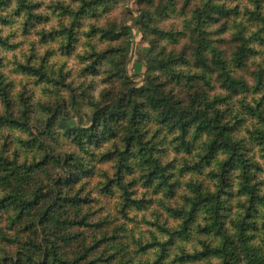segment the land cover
Masks as SVG:
<instances>
[{"label":"clouds","instance_id":"obj_1","mask_svg":"<svg viewBox=\"0 0 264 264\" xmlns=\"http://www.w3.org/2000/svg\"><path fill=\"white\" fill-rule=\"evenodd\" d=\"M37 2L0 4V20L9 21L0 24V39L15 33L8 43L20 45L15 51L0 49L5 57L0 65V264L6 256L11 257L7 264H264V205L257 204L259 215L244 221L247 198H238L232 225L219 234L214 228L198 234L191 227L177 234L182 225L172 214L180 212L183 219L189 204L209 193L208 177L227 153H210L215 134L192 118L204 110L203 100L177 107L154 93L129 94L131 81L142 86L147 59L154 55L136 39L148 23L143 6L137 0H42L40 9L30 11L28 5ZM206 2L190 5L183 17L189 28L195 25L194 8ZM85 5L86 15L81 14ZM236 5L232 34L242 37L240 43L254 35L264 38V0H232L227 7ZM37 14L50 19L23 35L25 21ZM70 36L75 40L69 51ZM248 47L259 52L251 67L261 78L247 81L233 114L245 121L240 135L264 147V44L256 40ZM141 104L150 119L137 123ZM120 105H126L127 115L114 123L111 113ZM183 110L188 115L179 119ZM93 131L94 142L88 143ZM69 174L78 179L67 182ZM176 183L178 195L170 199L168 185ZM130 200L152 204L141 211ZM85 212L100 226L81 232L64 223ZM241 222L247 227L241 229Z\"/></svg>","mask_w":264,"mask_h":264},{"label":"trees","instance_id":"obj_2","mask_svg":"<svg viewBox=\"0 0 264 264\" xmlns=\"http://www.w3.org/2000/svg\"><path fill=\"white\" fill-rule=\"evenodd\" d=\"M96 2L98 0H93V3ZM181 2L182 6L177 10V5ZM193 2L194 0H137V3L143 6L142 16L148 17V23L142 25V31L149 44L148 51L154 55H150L147 59L142 86L137 88L135 82L131 81L132 87L129 89V94L133 96L150 92V94L170 98L169 103L177 107L189 102L199 105L203 100L204 110L192 118L197 120L205 130H211L215 134L216 138L210 145V153L214 154L217 151L227 153V158L220 167L208 177L212 182L209 193L194 199L189 204L183 219L180 212L172 214L173 218L180 220L182 225V233H177L178 235L188 233L189 227L198 234L206 235L210 228H214L219 234L226 224L232 225L233 221L230 217L240 206L237 203L238 198L241 200L247 198L248 201L244 221L252 220L259 215L260 209L256 207L257 204L264 205V195H260L264 192V156L260 155L264 152V147L251 138L240 135L245 121L242 117L238 119L233 114L235 111L233 102L240 95V90L247 88V81L253 75L258 81L261 78V73L251 67L259 56V52L248 45L256 40L264 44V38L254 35L240 43L242 37L232 34L233 15L238 16L239 9V5L235 8L227 7L232 0H222L221 3L207 0L203 8L196 6L193 10L195 25L189 28V23L183 17L187 16ZM9 3L10 0H0L3 6ZM28 7L30 11L40 9L42 0ZM87 7L89 6L85 5L81 9V14H87L85 11ZM49 19L46 15L40 14L29 16L24 24L23 35L29 34V27L35 28L36 24L42 21L47 22ZM30 21L34 22L30 24ZM168 21L171 22L167 24ZM8 23L7 20H0V24ZM149 24L154 26L149 27ZM52 35L55 33L49 34V36ZM14 36L15 33H12L9 37L0 39V49L15 51L20 45L8 43V40ZM69 39L68 50L70 51L75 37L70 36ZM4 59L5 57L0 56V65H3ZM246 68L247 73L244 71ZM21 69L23 70V66ZM179 84L183 87H178ZM9 86L11 85H6V87ZM124 109L126 105H120L111 113L114 123L123 120L127 115ZM143 109V104L137 106L136 116L140 117L137 123L150 119L149 112ZM208 113L211 115L209 116ZM185 115L188 113L183 110L179 119H183ZM92 127L95 129V122ZM182 127L186 128L187 123ZM112 135H115V132ZM94 137L93 131L88 136V143H93ZM123 167L131 173L130 166ZM154 175L155 171L148 173L149 179L145 180V187L150 186L151 177ZM76 179H78L77 175L69 174L67 182L71 183ZM161 187L163 185H159L157 190ZM178 187V183L168 185L166 196L174 199L178 195L176 191ZM130 195L132 194L125 192L126 197ZM130 203L132 205L139 203L143 211V206L152 204V200L140 202L130 200ZM127 206L126 204L125 207ZM92 215L94 216L95 213ZM64 223L81 232L86 228L100 226L99 221L93 223L87 212L79 219L69 218ZM244 227L247 225L241 222V229ZM16 255L19 257L21 254L17 251ZM200 255L203 257L206 253ZM3 259L7 264L11 257L6 256ZM28 259L31 260V257ZM13 264H20V261H14Z\"/></svg>","mask_w":264,"mask_h":264},{"label":"rangeland","instance_id":"obj_3","mask_svg":"<svg viewBox=\"0 0 264 264\" xmlns=\"http://www.w3.org/2000/svg\"><path fill=\"white\" fill-rule=\"evenodd\" d=\"M167 24H169V22H167ZM137 43H139L140 41H142L143 43H144V46L145 47H148V49H149V44H148V42L146 41V39L144 38V36H137ZM139 63H137L136 65H135V69H136V75L137 76H139L140 75V73H139ZM143 78H144V74H143Z\"/></svg>","mask_w":264,"mask_h":264}]
</instances>
